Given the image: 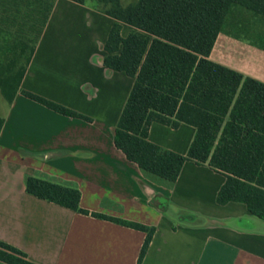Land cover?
<instances>
[{
	"label": "crops",
	"instance_id": "0c3cea01",
	"mask_svg": "<svg viewBox=\"0 0 264 264\" xmlns=\"http://www.w3.org/2000/svg\"><path fill=\"white\" fill-rule=\"evenodd\" d=\"M115 23L89 5L55 0L19 92L12 103L1 95L0 242L34 264H137L147 233L98 214L155 228L142 264H264V221L244 204H217L224 175L188 161L169 183L116 147L135 80L103 64ZM120 25L124 39L135 31ZM210 60L264 84V50L243 36L219 34ZM23 91L89 120L61 115ZM196 133L184 123H153L148 139L187 155ZM29 177L77 189L87 214L29 194Z\"/></svg>",
	"mask_w": 264,
	"mask_h": 264
},
{
	"label": "trees",
	"instance_id": "16d2710c",
	"mask_svg": "<svg viewBox=\"0 0 264 264\" xmlns=\"http://www.w3.org/2000/svg\"><path fill=\"white\" fill-rule=\"evenodd\" d=\"M89 5L113 18L105 44L104 66L135 80L115 132V145L146 174L175 183L186 162L208 165L226 181L217 204H244L264 221V84L210 60L219 34L228 32L230 16L243 10L264 20V0H69ZM55 0L46 11L42 34ZM120 23L135 29L121 36ZM236 36H240L235 34ZM249 40V39H248ZM251 41V40H250ZM252 44L262 50L257 41ZM30 59L17 75L12 61L0 76V92L12 103L20 90ZM22 94L68 117L88 118L61 105L23 91ZM153 123L174 129L181 124L197 133L187 155L165 150L148 139ZM4 121L0 120V133ZM27 192L75 212L81 194L34 177ZM93 216L147 233L138 263L142 264L155 228L106 216ZM0 261L34 264L21 251L0 242Z\"/></svg>",
	"mask_w": 264,
	"mask_h": 264
},
{
	"label": "rangeland",
	"instance_id": "374dc122",
	"mask_svg": "<svg viewBox=\"0 0 264 264\" xmlns=\"http://www.w3.org/2000/svg\"><path fill=\"white\" fill-rule=\"evenodd\" d=\"M136 0H123L128 5ZM52 0H0V76L13 61L17 75L34 48L43 29L46 11ZM228 32L257 41L264 46V20L243 10L231 14ZM0 99H3L0 92Z\"/></svg>",
	"mask_w": 264,
	"mask_h": 264
}]
</instances>
